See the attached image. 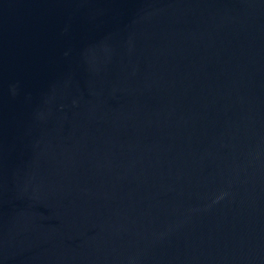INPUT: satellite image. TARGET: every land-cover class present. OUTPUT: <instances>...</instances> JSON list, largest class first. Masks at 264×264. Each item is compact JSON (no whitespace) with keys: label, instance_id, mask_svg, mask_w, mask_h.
Here are the masks:
<instances>
[{"label":"water","instance_id":"obj_1","mask_svg":"<svg viewBox=\"0 0 264 264\" xmlns=\"http://www.w3.org/2000/svg\"><path fill=\"white\" fill-rule=\"evenodd\" d=\"M0 264H264V0H0Z\"/></svg>","mask_w":264,"mask_h":264}]
</instances>
